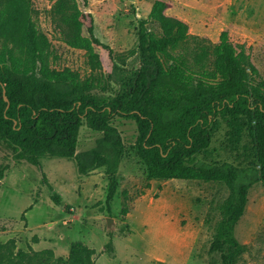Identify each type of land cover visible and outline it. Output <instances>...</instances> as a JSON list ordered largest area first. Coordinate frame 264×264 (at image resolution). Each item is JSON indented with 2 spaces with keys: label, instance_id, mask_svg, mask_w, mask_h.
Listing matches in <instances>:
<instances>
[{
  "label": "rangeland",
  "instance_id": "obj_1",
  "mask_svg": "<svg viewBox=\"0 0 264 264\" xmlns=\"http://www.w3.org/2000/svg\"><path fill=\"white\" fill-rule=\"evenodd\" d=\"M78 1L84 12L83 34L90 36L92 28L102 43L95 44L100 67H92L84 49L61 39L49 15L53 1L33 0L35 21L49 39L51 66L95 78L97 87L91 93L109 97L119 89L120 77L140 65L139 21L148 19L153 0ZM166 1V13L185 21L191 34L218 43L228 30L229 40L250 55L254 78L264 80V0ZM147 26L162 34L157 23L149 20ZM193 46L191 41L176 52ZM112 123L125 149L110 200L112 178L105 164L82 174L74 157L44 155L38 167L17 158L19 148L0 137V264H228L222 254L231 247L220 242L214 250L212 245L219 239L217 228L230 188L219 181L150 178L137 144L136 121L115 116ZM101 136L83 120L76 151L94 147ZM197 158L227 160L245 168L248 180L260 168L254 141L226 120L216 124L210 146ZM55 195H60V203ZM233 232L242 248L232 264H264L262 180L249 188ZM75 241L90 250L80 260L70 255Z\"/></svg>",
  "mask_w": 264,
  "mask_h": 264
},
{
  "label": "trees",
  "instance_id": "obj_2",
  "mask_svg": "<svg viewBox=\"0 0 264 264\" xmlns=\"http://www.w3.org/2000/svg\"><path fill=\"white\" fill-rule=\"evenodd\" d=\"M51 1L49 15L61 39L84 49L92 67H100L95 44L102 43L92 28L90 36L83 34L79 1ZM168 7L166 0H153L148 19L139 21L140 65L120 77L114 95L101 97L91 93L95 78L51 66L50 42L35 21L33 0H0V137L19 148L17 158L38 167L44 155L74 157L82 174L105 164L112 178L110 200L125 149L112 119H134L150 178L219 181L230 188L212 248L228 244L231 251L222 257L232 264L242 248L233 229L244 214L249 188L264 183V80L254 78L250 55L229 40L228 30L212 43L191 34L185 21L166 13ZM149 20L161 27V35L148 28ZM191 41L190 50L176 52ZM83 120L102 136L94 147L76 151ZM220 120L244 129L257 146L260 168L252 179L227 160L197 158L210 146ZM43 180L51 187L45 174ZM54 201L60 203V195ZM89 252L81 241L71 245L70 255L78 260Z\"/></svg>",
  "mask_w": 264,
  "mask_h": 264
}]
</instances>
